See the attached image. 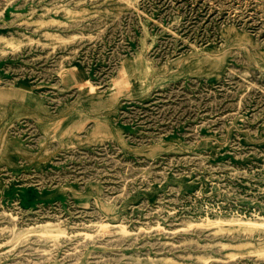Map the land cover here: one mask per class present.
<instances>
[{
  "label": "rangeland",
  "instance_id": "rangeland-1",
  "mask_svg": "<svg viewBox=\"0 0 264 264\" xmlns=\"http://www.w3.org/2000/svg\"><path fill=\"white\" fill-rule=\"evenodd\" d=\"M0 264H264V0H0Z\"/></svg>",
  "mask_w": 264,
  "mask_h": 264
},
{
  "label": "bare ground",
  "instance_id": "bare-ground-1",
  "mask_svg": "<svg viewBox=\"0 0 264 264\" xmlns=\"http://www.w3.org/2000/svg\"><path fill=\"white\" fill-rule=\"evenodd\" d=\"M246 221V220H245ZM249 221V220H248ZM250 223V222H249Z\"/></svg>",
  "mask_w": 264,
  "mask_h": 264
}]
</instances>
